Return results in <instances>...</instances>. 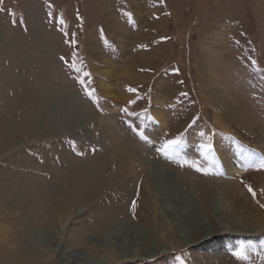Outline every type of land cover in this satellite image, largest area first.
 Masks as SVG:
<instances>
[{"label":"rangeland","instance_id":"obj_1","mask_svg":"<svg viewBox=\"0 0 264 264\" xmlns=\"http://www.w3.org/2000/svg\"><path fill=\"white\" fill-rule=\"evenodd\" d=\"M212 68L244 102L230 115ZM151 159L177 171L216 235L199 223L196 244L179 245ZM262 162L264 0H0V229L25 249L36 230L52 249L108 261L99 242L129 224L156 254L114 264H264V228L238 232L248 221L228 196L238 182L264 215ZM11 258L0 248V264ZM52 258L29 264L63 262Z\"/></svg>","mask_w":264,"mask_h":264},{"label":"bare ground","instance_id":"obj_2","mask_svg":"<svg viewBox=\"0 0 264 264\" xmlns=\"http://www.w3.org/2000/svg\"><path fill=\"white\" fill-rule=\"evenodd\" d=\"M135 3L137 4L136 10L139 16L142 17L143 8L139 4V2L138 3L135 2ZM108 18L109 20H111L113 25H115L116 27L120 26V22L118 19H116L115 16H114V21H113V18H110L109 16ZM123 30H124L125 35H127L126 33L128 32L125 29ZM125 35L123 39L126 38ZM105 73L109 76L116 75L115 70L114 71L105 70ZM210 73H213V68L208 70V74H209L208 78L210 81L213 82V87H211L210 91L211 93H217L220 98L221 97L226 98V101H225L226 106H227L226 114L230 115L231 111L234 110L233 108L239 105L240 103L244 105V102L242 101L241 98H239L238 93L236 92L234 88L235 85L233 86L230 84V86L227 88L221 85L219 86L218 85L219 83L217 84V82L219 81V78L216 75L215 76L211 75ZM125 75H126V71L125 72L123 71L122 75L120 76H125ZM101 83H103L102 85L100 84L101 90L104 92L105 95H107L108 97L109 96L116 97L113 93L114 85L112 86L111 84L104 83V82H101ZM231 92H233L232 96L230 95ZM216 98L218 99V97ZM238 119L244 122L245 117L244 115L241 114L240 116H238L236 120ZM245 122L247 123L246 120ZM224 159L226 160L225 162L227 165V170L231 174L234 172L240 173L241 169H243L242 167H240L238 161L236 162L237 167L235 168V163L234 165H231V163L228 162L227 156L224 157ZM148 160H150V158ZM140 162L142 163V165H145L144 161H140ZM151 163H153L152 165L153 167L151 166L152 167L151 174L153 176V181H154L153 184H155L157 190L160 191V196L163 199L164 209L166 210V212H170V214H172L173 217L175 218L174 219L176 223L175 232L177 233L179 237V245L194 246L196 244L198 240L194 239L190 234L194 230L197 229L199 223H201V225L203 226L206 225L205 227H207L205 230L206 231L205 235H204L205 240L207 238L212 237L213 235H216L217 233H215L214 231L212 232L210 227L207 225V222H208L207 218L200 217V213L195 207L192 196L190 194H187L186 191H183L181 189V183H182L181 181L183 179L179 177L178 178L174 177V174L177 173V171L171 168L170 166H168L167 164L161 162L160 160H152ZM261 181H263L264 183V177L261 178ZM228 184L231 185L229 186L230 188L228 190V196L234 205L233 209L232 210L229 209V211L230 212H233V211L244 212L246 214V219L248 221L247 226H242L238 230V232L255 233L256 231H259L262 228H264V215H261L259 211H257L256 208L252 206L248 198L249 196L246 194L245 191L242 192V190H240L239 183L229 182ZM235 185L237 187H235ZM216 209L222 214L223 212L224 214L226 212L225 207L223 206V204H221V202L217 204ZM236 223L237 221L235 220V224ZM132 227L129 224L120 225V226H117L116 228L113 227L114 229L110 232V235H107L106 238H104L101 242H99L98 247L101 245L102 246L104 245L106 249H108V253L111 256V259L108 258V261H105L103 258H100V259L97 258L98 260L90 259L80 254L71 255V253H69L68 250H64L61 248L52 249L49 243L51 241H54L53 238L51 239V237L48 234L40 232V231H36V230H34L33 232H31L30 230L23 232L26 238H28V240L30 241L29 244H30L31 249L28 248L29 250H27V248L25 249V246L20 244L17 241V238L15 239L12 234H9L8 231L0 229V240H2L0 241L1 242L0 248L5 249V250H8V249L11 250L13 259L18 261L20 264H29L31 256L33 257L31 259V262L32 261L36 262L37 259L48 260V259H51L52 257L54 258L55 255H60L61 256L60 259H62L61 261H63L62 264H114L115 260L112 261V259H114L113 255H115L116 257H119L120 261L131 259V258H137V257H147L148 258V257L154 256L157 251L154 249L155 247L154 244L156 245L157 241L155 240L154 244L153 242L151 243V241H149L148 239H147L148 241L146 240L143 241V239H141L140 237L142 234H144L142 230H139L136 227L135 228H132ZM227 228L226 230H228ZM165 250L166 248L162 249V251H165ZM99 251H101V248L98 250V252Z\"/></svg>","mask_w":264,"mask_h":264},{"label":"snow or ice","instance_id":"obj_3","mask_svg":"<svg viewBox=\"0 0 264 264\" xmlns=\"http://www.w3.org/2000/svg\"><path fill=\"white\" fill-rule=\"evenodd\" d=\"M62 22H63V21H61V23H62ZM77 71H78V70H77ZM86 75H87V74H86ZM89 95H91V93H89ZM177 143H178V141H176V140L168 141V142L166 143V145H165V148H168L169 146H173V145H175V144H177ZM207 147H208L209 150L211 149V146H210V145H208ZM260 167H261V168H264V162L261 163ZM198 170H199V169H198ZM248 191L253 195V197L256 196V193L253 191V189H252L251 187L248 188ZM235 255L237 256V258H240V259H245V260L247 259V256H243L240 252H236Z\"/></svg>","mask_w":264,"mask_h":264}]
</instances>
